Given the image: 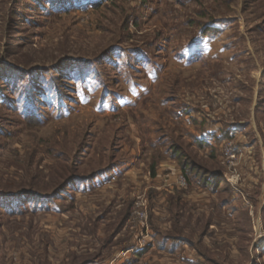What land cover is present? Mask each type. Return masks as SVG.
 <instances>
[{"label": "rangeland", "instance_id": "374dc122", "mask_svg": "<svg viewBox=\"0 0 264 264\" xmlns=\"http://www.w3.org/2000/svg\"><path fill=\"white\" fill-rule=\"evenodd\" d=\"M163 221L264 264V0H0V264H109Z\"/></svg>", "mask_w": 264, "mask_h": 264}, {"label": "crops", "instance_id": "0c3cea01", "mask_svg": "<svg viewBox=\"0 0 264 264\" xmlns=\"http://www.w3.org/2000/svg\"><path fill=\"white\" fill-rule=\"evenodd\" d=\"M180 202V201H178ZM184 203L185 201H181ZM153 203H155L153 206H155L157 211L154 210L156 214L165 213L169 217L173 216L167 210V206H169L168 203H171V201L168 200H156ZM186 203V202H185ZM189 203V202H187ZM190 203L195 204V201H191ZM141 205V204H139ZM171 205V204H170ZM197 204L193 205L196 206ZM148 207V206H147ZM151 208V204L149 206ZM163 209H160L162 208ZM164 215H161V217H157L158 219H164ZM181 224V223H180ZM160 228L162 231L161 234L158 237L155 233H150L149 225H147V237L143 240L145 241V244L147 247H140L139 249H135V251H130V248L126 249L125 247L120 249L119 251L115 250L113 257L111 258V261L109 264H221V256L219 247L216 249V252L211 248V238L207 234L203 235V239L201 242H198V244L193 243L192 241L186 240L184 237H180L179 235L175 234L174 231L176 229L178 230V225L175 226V228L172 227L173 222H161ZM159 227V226H158ZM174 230V231H173ZM142 232L144 233V229H142ZM174 234V235H173ZM155 235V236H153ZM220 238L218 239L219 242L216 244L218 246L224 244V241L221 240V234ZM220 243V244H219ZM198 245V247H196ZM206 250V254L203 252V250ZM220 251V252H219ZM212 255V256H211ZM220 256V258H219ZM134 257V260L132 262V258ZM219 258V259H218Z\"/></svg>", "mask_w": 264, "mask_h": 264}, {"label": "built area", "instance_id": "2783aa9c", "mask_svg": "<svg viewBox=\"0 0 264 264\" xmlns=\"http://www.w3.org/2000/svg\"><path fill=\"white\" fill-rule=\"evenodd\" d=\"M179 184H180L182 187L186 188V184H187V182H186V179H185L183 176L180 177ZM137 214H138V216H139L142 220H146L147 215H146L145 212H138Z\"/></svg>", "mask_w": 264, "mask_h": 264}, {"label": "trees", "instance_id": "16d2710c", "mask_svg": "<svg viewBox=\"0 0 264 264\" xmlns=\"http://www.w3.org/2000/svg\"><path fill=\"white\" fill-rule=\"evenodd\" d=\"M184 170H186V169H184Z\"/></svg>", "mask_w": 264, "mask_h": 264}]
</instances>
